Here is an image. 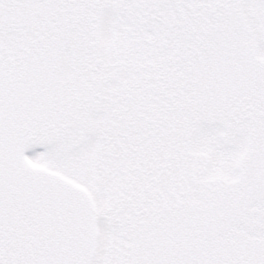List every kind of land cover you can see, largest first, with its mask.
Returning <instances> with one entry per match:
<instances>
[{
  "label": "snow or ice",
  "instance_id": "6c2138e0",
  "mask_svg": "<svg viewBox=\"0 0 264 264\" xmlns=\"http://www.w3.org/2000/svg\"><path fill=\"white\" fill-rule=\"evenodd\" d=\"M0 264H264V0H0Z\"/></svg>",
  "mask_w": 264,
  "mask_h": 264
}]
</instances>
